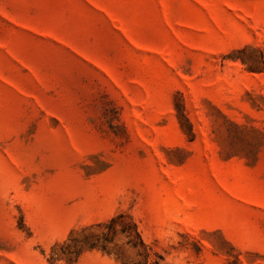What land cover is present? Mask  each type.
<instances>
[{"label":"rangeland","instance_id":"1","mask_svg":"<svg viewBox=\"0 0 264 264\" xmlns=\"http://www.w3.org/2000/svg\"><path fill=\"white\" fill-rule=\"evenodd\" d=\"M118 214L264 264V0H0V264H143Z\"/></svg>","mask_w":264,"mask_h":264},{"label":"trees","instance_id":"2","mask_svg":"<svg viewBox=\"0 0 264 264\" xmlns=\"http://www.w3.org/2000/svg\"><path fill=\"white\" fill-rule=\"evenodd\" d=\"M103 225L107 227V232L103 233L102 237L98 238L97 240V243H100V246L103 250L106 249L105 243H110L112 241V237L110 235L116 231L115 228L118 226V231L128 238L127 244L137 249L142 255L143 264L153 263L149 260V247L143 242L136 224L129 217H126L123 214H118L114 217H111L107 222L103 223ZM77 257L78 254L75 256V259ZM154 262L157 263L156 261Z\"/></svg>","mask_w":264,"mask_h":264}]
</instances>
